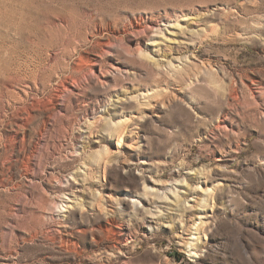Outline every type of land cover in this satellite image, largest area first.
Returning <instances> with one entry per match:
<instances>
[{
    "label": "rangeland",
    "instance_id": "1",
    "mask_svg": "<svg viewBox=\"0 0 264 264\" xmlns=\"http://www.w3.org/2000/svg\"><path fill=\"white\" fill-rule=\"evenodd\" d=\"M0 264H264V0H0Z\"/></svg>",
    "mask_w": 264,
    "mask_h": 264
}]
</instances>
